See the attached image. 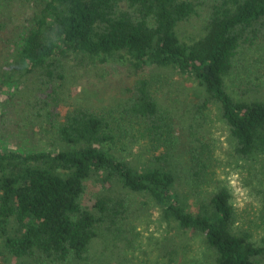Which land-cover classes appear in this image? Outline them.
<instances>
[{
    "label": "trees",
    "instance_id": "16d2710c",
    "mask_svg": "<svg viewBox=\"0 0 264 264\" xmlns=\"http://www.w3.org/2000/svg\"><path fill=\"white\" fill-rule=\"evenodd\" d=\"M27 1L0 11V264H264V0ZM100 67L113 97L61 103ZM215 122L259 185L248 219Z\"/></svg>",
    "mask_w": 264,
    "mask_h": 264
},
{
    "label": "rangeland",
    "instance_id": "374dc122",
    "mask_svg": "<svg viewBox=\"0 0 264 264\" xmlns=\"http://www.w3.org/2000/svg\"><path fill=\"white\" fill-rule=\"evenodd\" d=\"M31 10V3L27 0H0V11L10 16L14 23L24 20ZM247 54L248 52L240 57L241 62L237 61V67L239 69H242L241 64ZM105 75L106 73L101 67L92 69L86 73L79 72L70 75L64 83L63 89H61V103L63 105H78L82 102H86V89L91 92L90 101L94 102V104L100 105V103L106 102L108 98L116 94V88L106 87L110 78ZM104 76L106 78H104ZM121 76L122 72L119 67L115 68L116 79L119 80ZM173 79L179 82L175 75ZM93 94H95V97L92 96ZM178 111H180V107ZM212 131L216 144L213 150L216 153L215 155L218 156V159H214L216 171L219 172L218 178L229 188L232 195L231 202L239 212L240 218L248 219L249 217H253V213L258 214V206L260 205L259 185L257 183H247V176L244 171L246 169H242L240 162L235 161V157L231 156V144L227 132L223 130L217 122H215ZM149 220H147L145 224H139L138 229L142 231L144 235H148V233L155 237L163 235L169 237L171 241L176 240L171 231H167L164 227L156 225V222H149ZM200 251V239L191 237V255H197ZM12 263L16 264V260L13 259Z\"/></svg>",
    "mask_w": 264,
    "mask_h": 264
}]
</instances>
